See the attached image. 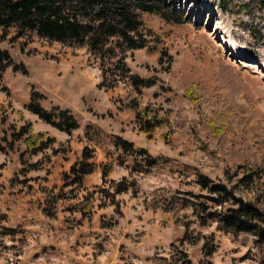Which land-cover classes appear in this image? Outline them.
<instances>
[{
  "label": "rangeland",
  "instance_id": "rangeland-1",
  "mask_svg": "<svg viewBox=\"0 0 264 264\" xmlns=\"http://www.w3.org/2000/svg\"><path fill=\"white\" fill-rule=\"evenodd\" d=\"M151 1L158 10L136 15L146 47L159 45L153 55L146 47L116 49L101 60L108 52L91 50L89 41L62 44L33 33L12 41L15 29L3 37L0 28V50L27 70L11 80L27 96L42 95L46 110L67 109L78 123L70 135L54 132L63 140L54 138L55 155H31L11 141L12 102L1 75L0 264L262 262L250 235L223 231L209 217L230 206H216L210 199L217 195L200 181L225 184L239 166L263 163L264 0ZM132 77L149 86L135 89ZM129 98L160 116L170 112L152 140L125 110ZM118 138L131 146L116 145ZM85 148L89 162L111 165V173L72 185L70 167ZM120 185L129 190L114 194Z\"/></svg>",
  "mask_w": 264,
  "mask_h": 264
},
{
  "label": "trees",
  "instance_id": "trees-1",
  "mask_svg": "<svg viewBox=\"0 0 264 264\" xmlns=\"http://www.w3.org/2000/svg\"><path fill=\"white\" fill-rule=\"evenodd\" d=\"M260 6L264 9V2ZM137 10L154 12L158 9L157 4L151 0H0V28L3 37L8 36L10 28L15 29L14 37L10 38L12 41L23 38L28 33L49 42L62 44L81 45L89 41L91 50L106 49L108 54H99L100 59L104 60L106 56H114L116 49L138 50L146 47V42L139 34L141 24L136 15ZM114 39L115 45L107 48L108 41ZM160 51L159 45L155 44V48H148L146 54L153 55ZM117 63L121 64L123 74L129 72L123 58L118 59ZM8 67H11L13 72L27 74L24 65L16 64L8 51L0 50V78ZM132 80L135 89L149 86L139 77H132ZM99 87H103V83ZM41 98L42 95L31 92L30 101L25 108L61 132L70 134L78 128V123L69 110L58 107L50 111L45 110L39 103ZM125 104H127L125 110L134 113L139 125L138 131L143 133L147 140L154 138L157 129L169 124V111L160 116V111L151 105L141 109L139 101L132 98L127 99ZM1 122H5V117H1ZM10 128L11 141L13 143L21 141L31 155L49 148L54 142V139L45 133H34L29 123L20 128L13 125ZM162 138L166 142V135H162ZM118 141L120 143L116 145L123 148L131 146L120 138ZM91 158V151L85 148L82 160L70 169L72 185H80L83 178L90 177L96 172L101 173L103 180L108 178L112 166L100 167L89 162ZM262 161L263 163L259 165L253 164L248 167V164H245L247 166H239L230 171L228 174L232 177L227 179L225 184L213 185L206 178H201L200 181L203 189L217 195V199H210L216 206L221 207L225 204L230 206L223 213H211L209 217L217 220L219 228L223 231L250 235L253 245L260 252L262 259L260 264H264V199L257 192L264 194V183L257 181L264 176V159ZM230 184L232 185L229 186ZM257 185L262 187L263 192L259 191ZM113 187L114 194L129 190L121 185ZM250 191L255 192V195L245 197L241 194L249 195ZM207 225L206 222H202L201 227Z\"/></svg>",
  "mask_w": 264,
  "mask_h": 264
},
{
  "label": "crops",
  "instance_id": "crops-1",
  "mask_svg": "<svg viewBox=\"0 0 264 264\" xmlns=\"http://www.w3.org/2000/svg\"><path fill=\"white\" fill-rule=\"evenodd\" d=\"M13 74H15L16 77L17 76L19 77V75H17L16 72H13L11 68L6 69L5 72L2 74V78H4V80H5L6 89L9 90L10 100L12 102L11 103L12 104V108L10 110L13 111V113L10 116V120L12 121L13 125H15V126L19 125L17 127H22L25 124L29 123V124H31V126L33 125L32 129H33V131L35 133H45V134L51 136L50 138H52V139H54V138L56 139L57 138L58 142L60 140L63 141L61 138H58L57 135H55L54 132H56L59 136L65 134V132H61L59 130L57 131L56 128H54V127L50 126L49 124L41 121L36 115L32 114L31 112H29L25 108V106L30 101L31 94H30V96H27V94H28L26 92L27 88H25L24 85L18 86L14 82L15 81V76ZM11 77H13L14 81L11 80ZM7 80H9L10 82L8 83ZM17 83L18 84H23V82H22V80L20 78H17ZM25 111H27L29 113V115H27L25 113ZM67 135H70V134H67ZM55 139H54V142L51 144V146H49V148L45 149V150H49L50 149L53 152L54 155L56 153L55 149H53V145L55 143ZM45 150H43V151H45ZM83 150H82V153H83ZM43 151H41V152H43ZM41 152H39V153H41ZM82 153H81V159L79 161L75 162L73 165H75L76 163H78V162H80L82 160ZM92 158H93V154H92ZM71 167H70V169H71ZM101 177H102V175H101ZM85 178H87V177H85ZM85 178H83L82 183L79 186H82V184H84V182H86ZM74 185H76V184H74Z\"/></svg>",
  "mask_w": 264,
  "mask_h": 264
},
{
  "label": "bare ground",
  "instance_id": "bare-ground-1",
  "mask_svg": "<svg viewBox=\"0 0 264 264\" xmlns=\"http://www.w3.org/2000/svg\"><path fill=\"white\" fill-rule=\"evenodd\" d=\"M233 54L235 55V56H233V55H231L232 57H235V58H239V52H236V51H233Z\"/></svg>",
  "mask_w": 264,
  "mask_h": 264
}]
</instances>
